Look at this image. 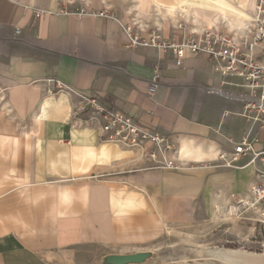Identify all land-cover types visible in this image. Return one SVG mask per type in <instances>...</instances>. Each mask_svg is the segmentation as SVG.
Masks as SVG:
<instances>
[{
    "label": "crops",
    "instance_id": "crops-1",
    "mask_svg": "<svg viewBox=\"0 0 264 264\" xmlns=\"http://www.w3.org/2000/svg\"><path fill=\"white\" fill-rule=\"evenodd\" d=\"M119 1L0 0V264H86L79 254L94 251L153 264L206 202L247 196L255 181L253 165H219L250 123L238 103L211 92L221 78L208 56L188 54L178 67L171 50L132 45L133 36L159 37V46L193 38L192 24L157 16L156 5L230 14L239 0ZM56 82L68 91L56 93ZM85 98L170 138L178 154L166 157L181 168H155L151 144L105 143L98 126L74 121Z\"/></svg>",
    "mask_w": 264,
    "mask_h": 264
},
{
    "label": "built area",
    "instance_id": "built-area-1",
    "mask_svg": "<svg viewBox=\"0 0 264 264\" xmlns=\"http://www.w3.org/2000/svg\"><path fill=\"white\" fill-rule=\"evenodd\" d=\"M192 35L193 38L187 42L162 43L160 46L157 44L159 37L141 43L140 38L133 36L132 45H152L171 50L178 67L188 54L208 56L214 73L221 78L220 87L211 92L238 103L241 106L239 115L250 123V129L243 138L232 142L233 151L219 156V165L227 169L256 167L255 181L250 188L251 203L238 205L241 212L248 209L256 211L264 225V0H257L245 34L237 36L222 28H213ZM156 89L154 83L151 92ZM63 91H68L66 86L56 82L55 92ZM72 118L82 126H98L105 143L132 149H144L151 144L153 148L146 152V157L155 168H181L180 162L166 157L178 154V148L170 138L147 129L132 116L102 105L96 98L83 99L74 107ZM259 145L261 149L257 148Z\"/></svg>",
    "mask_w": 264,
    "mask_h": 264
},
{
    "label": "rangeland",
    "instance_id": "rangeland-1",
    "mask_svg": "<svg viewBox=\"0 0 264 264\" xmlns=\"http://www.w3.org/2000/svg\"><path fill=\"white\" fill-rule=\"evenodd\" d=\"M80 1H85L87 5L91 4V6L96 2L105 5H110L109 2H113V0ZM123 1L125 0H120L119 3L123 4ZM219 28L224 27L219 26ZM245 197L244 195L233 200L228 199L230 203H224L222 207L236 208L237 200ZM218 198L220 199V197ZM221 202L223 200L219 203L221 204ZM237 207L239 216L236 214L232 220L223 218V221L214 223L212 221L213 204L206 202V214L201 215L198 222L189 229L170 235L165 240V245L163 244L164 249L158 251L150 262L157 264L166 260L168 263L183 262L185 264H261L257 260L264 259V225L260 222L256 211L248 209L241 212V206ZM249 210L254 216L247 213ZM95 255H97V251L81 253L79 257L85 261L91 259V262H86V264H115L111 260L95 257ZM148 258L150 257L146 256L145 260Z\"/></svg>",
    "mask_w": 264,
    "mask_h": 264
},
{
    "label": "bare ground",
    "instance_id": "bare-ground-1",
    "mask_svg": "<svg viewBox=\"0 0 264 264\" xmlns=\"http://www.w3.org/2000/svg\"><path fill=\"white\" fill-rule=\"evenodd\" d=\"M69 1H73V0H69ZM253 4L254 3L251 2V0H239V2L237 4V8L239 11H237V13H230V14H223L222 12H219L216 9H205V8H196V7H193V8L192 7L191 8H184V7L183 8H168L166 10L164 9L165 11L163 12V10L160 8V6L156 5L155 6L156 8H154V9H155L157 16H159L165 20H167L168 17L169 18L171 17L173 22H174V20L178 21L177 17H178V15H181L186 20V22H189L190 24H192L194 26L192 28L196 32H202L203 30H205L204 26L202 25V23L200 21V18H204L205 20H210V22H216V23L220 24L221 26H223L224 28H222V29L225 32L233 33V34L239 36V35L245 34L246 31L248 30V23H249L252 15L255 12V9H256V5H255L254 11L251 14L249 13L250 9H253V7H254ZM249 15H250V19H249ZM216 197H217V195H216ZM242 202H250L251 203L250 190H249V192L245 198L237 200L236 205L238 206V204H240ZM212 203H213L212 221L214 223L223 221L224 220L223 218H227L226 220H232L234 218V215L237 214V209H238L237 206H236V208L230 207L228 209H226L228 206L226 208L222 207V205L224 203L225 204L230 203L229 200H227V199H224L223 202H221V204L218 202L216 203V201L212 202ZM247 213L251 214V216L253 215L251 210L247 211ZM258 217H256V218L258 219ZM258 261L261 264H264V259L257 260V262Z\"/></svg>",
    "mask_w": 264,
    "mask_h": 264
},
{
    "label": "water",
    "instance_id": "water-1",
    "mask_svg": "<svg viewBox=\"0 0 264 264\" xmlns=\"http://www.w3.org/2000/svg\"><path fill=\"white\" fill-rule=\"evenodd\" d=\"M145 259L146 255L137 254L125 257H117L115 259H111V262L115 264L142 263Z\"/></svg>",
    "mask_w": 264,
    "mask_h": 264
}]
</instances>
